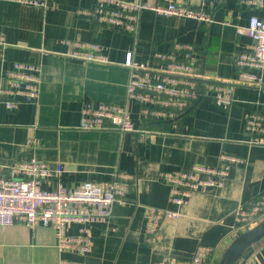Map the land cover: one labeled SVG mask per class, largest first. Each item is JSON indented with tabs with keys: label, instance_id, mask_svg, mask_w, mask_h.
<instances>
[{
	"label": "crops",
	"instance_id": "1",
	"mask_svg": "<svg viewBox=\"0 0 264 264\" xmlns=\"http://www.w3.org/2000/svg\"><path fill=\"white\" fill-rule=\"evenodd\" d=\"M40 1L44 7L0 0V36L5 43L1 64L27 62L40 70L35 104L9 111L0 102V174L13 163L35 159L49 166L60 164L61 179L69 186L105 183L116 170L132 179L126 203L113 204L107 220L89 226L88 254L59 251L51 227L30 229L16 222L0 226V264H160L175 257V252L189 258L199 246L213 250L207 264H218L240 234L235 230L237 208L264 192V147L248 145L243 129L249 113L264 111V68L262 89L234 87L228 108L203 100L168 125L140 127L137 108L130 104L133 127L147 130L145 139L114 128L80 130L81 109L88 102L125 103L128 53L135 63H151L154 52H170L177 44H186L193 48L200 72L231 78L235 54L249 44L243 29L252 16L264 19V0L258 6L218 0L210 23L144 11L135 36L77 15L78 9L93 7L96 0ZM120 1L164 5L174 0ZM75 42L97 44L107 62L68 57ZM221 153L244 162L230 169L221 188L195 193L184 206L169 202L160 172L186 170L194 164L215 167ZM145 206L178 214L176 220H161V239L153 245L145 242ZM80 228L68 225L66 233L76 235ZM251 261L264 264V238L247 248L236 264Z\"/></svg>",
	"mask_w": 264,
	"mask_h": 264
},
{
	"label": "built area",
	"instance_id": "2",
	"mask_svg": "<svg viewBox=\"0 0 264 264\" xmlns=\"http://www.w3.org/2000/svg\"><path fill=\"white\" fill-rule=\"evenodd\" d=\"M33 6H45L40 0H18ZM168 1L164 5L150 2H125L120 0H96L91 8H81L77 15L102 28L115 29L135 36L139 29V17L144 11L158 16L191 19L203 23L212 21V10L218 0ZM262 0H240L241 4L258 6ZM243 33L249 44L235 54L232 64L234 75L229 79L218 78L200 72L195 53L190 45L177 44L170 52H154L151 63H135L128 53L126 100L123 104L97 102L85 103L81 109L79 129L102 131L114 128L120 134L137 133L142 139L148 131L135 129L129 105L135 104L137 118L146 123L162 120L175 123L197 103L210 100L221 108L233 102L234 87L262 89L261 74L264 68V19L249 18ZM5 43L0 36V102L9 111L20 105L35 104L39 96V67L27 62L2 65V49ZM68 57L87 63H106L101 48L93 43L75 42ZM248 145L264 147V111L249 113L243 124ZM243 159L233 154L221 153L215 167L199 164L189 169L164 170L159 179L168 187L169 202L177 207L188 203L198 192L221 188L232 167L242 165ZM60 164L31 159L13 163L0 174V226L16 222L30 229L42 225L56 232V248L59 251L86 255L90 252L89 226L102 223L111 215L113 204H125L132 177L116 170L105 183L83 182L77 186L63 183ZM145 221V242H159V223L162 219L176 220L178 214L152 207H142ZM264 219V192L235 212V230L239 233ZM78 224L76 235H68V225ZM213 250L199 246L189 258H166L160 264H207ZM39 264V263H34ZM57 264H72L60 261ZM247 264H254L252 261Z\"/></svg>",
	"mask_w": 264,
	"mask_h": 264
},
{
	"label": "water",
	"instance_id": "3",
	"mask_svg": "<svg viewBox=\"0 0 264 264\" xmlns=\"http://www.w3.org/2000/svg\"><path fill=\"white\" fill-rule=\"evenodd\" d=\"M264 238V219L253 227L243 231L234 238L224 251L218 264H236L243 252L260 242ZM181 254L175 252L174 258H180ZM188 255L187 257H189Z\"/></svg>",
	"mask_w": 264,
	"mask_h": 264
},
{
	"label": "trees",
	"instance_id": "4",
	"mask_svg": "<svg viewBox=\"0 0 264 264\" xmlns=\"http://www.w3.org/2000/svg\"><path fill=\"white\" fill-rule=\"evenodd\" d=\"M200 67V66H199ZM195 106V105H194ZM193 106V107H194ZM192 107V108H193ZM192 108L189 110V111H191L192 110ZM158 124H169V122H167V121H162V120H149V121H147L146 123H144V122H140V124H139V126L140 127H142V128H145V129H151L154 125H158Z\"/></svg>",
	"mask_w": 264,
	"mask_h": 264
}]
</instances>
